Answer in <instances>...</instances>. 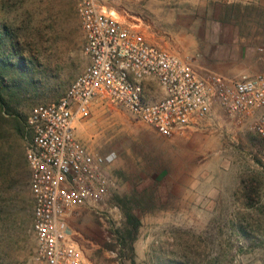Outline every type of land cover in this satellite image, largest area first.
Returning <instances> with one entry per match:
<instances>
[{"label":"rangeland","instance_id":"1","mask_svg":"<svg viewBox=\"0 0 264 264\" xmlns=\"http://www.w3.org/2000/svg\"><path fill=\"white\" fill-rule=\"evenodd\" d=\"M102 4L202 75L264 71V0ZM0 28L13 32L28 61L17 119L0 117V264H33L26 117L81 72L84 37L76 0H0ZM75 133L93 152L113 155L108 193L71 218L95 264H264V137L248 117L215 104L164 136L119 106L96 103ZM127 214L138 221L132 252Z\"/></svg>","mask_w":264,"mask_h":264},{"label":"built area","instance_id":"2","mask_svg":"<svg viewBox=\"0 0 264 264\" xmlns=\"http://www.w3.org/2000/svg\"><path fill=\"white\" fill-rule=\"evenodd\" d=\"M86 64L59 99L26 117L25 158L32 197L33 264H95L76 239L71 218L107 193L112 154L89 149L75 133L96 103L113 104L170 136L216 104L248 117L264 137V71L227 78L200 74L190 60L149 41L106 11L102 0H76Z\"/></svg>","mask_w":264,"mask_h":264},{"label":"trees","instance_id":"3","mask_svg":"<svg viewBox=\"0 0 264 264\" xmlns=\"http://www.w3.org/2000/svg\"><path fill=\"white\" fill-rule=\"evenodd\" d=\"M16 43L15 35L9 28H0V117H4L3 115L6 114L15 119L18 116L17 97L20 90L26 85L19 80V75L25 71L28 65L22 51L15 48ZM127 216L132 226L128 230L130 237L127 246L132 252V241L135 239L138 221L131 214H127Z\"/></svg>","mask_w":264,"mask_h":264},{"label":"bare ground","instance_id":"4","mask_svg":"<svg viewBox=\"0 0 264 264\" xmlns=\"http://www.w3.org/2000/svg\"><path fill=\"white\" fill-rule=\"evenodd\" d=\"M114 15L116 14L115 12H112ZM117 17V16H116Z\"/></svg>","mask_w":264,"mask_h":264}]
</instances>
